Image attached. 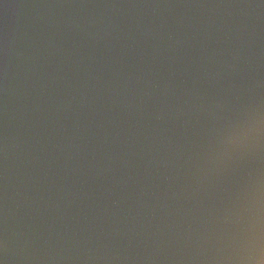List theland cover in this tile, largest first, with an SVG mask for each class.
<instances>
[{
    "label": "water",
    "instance_id": "obj_1",
    "mask_svg": "<svg viewBox=\"0 0 264 264\" xmlns=\"http://www.w3.org/2000/svg\"><path fill=\"white\" fill-rule=\"evenodd\" d=\"M0 264H264V0H0Z\"/></svg>",
    "mask_w": 264,
    "mask_h": 264
}]
</instances>
